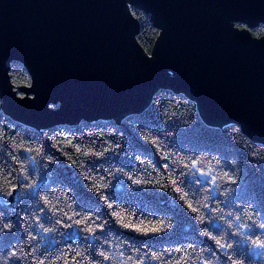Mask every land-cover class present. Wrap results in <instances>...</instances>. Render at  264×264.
<instances>
[{"label":"trees","instance_id":"trees-1","mask_svg":"<svg viewBox=\"0 0 264 264\" xmlns=\"http://www.w3.org/2000/svg\"><path fill=\"white\" fill-rule=\"evenodd\" d=\"M131 9L151 54L161 30ZM11 68L18 91L31 85L23 63ZM262 225L264 142L208 124L188 93L163 88L121 121L48 128L0 97V264H264Z\"/></svg>","mask_w":264,"mask_h":264},{"label":"water","instance_id":"water-1","mask_svg":"<svg viewBox=\"0 0 264 264\" xmlns=\"http://www.w3.org/2000/svg\"><path fill=\"white\" fill-rule=\"evenodd\" d=\"M136 4L161 30L151 54ZM261 24L264 0H0V97L16 120L48 128L121 121L170 88L208 124L264 142V36L251 32ZM15 61L32 78L19 91Z\"/></svg>","mask_w":264,"mask_h":264},{"label":"snow or ice","instance_id":"snow-or-ice-1","mask_svg":"<svg viewBox=\"0 0 264 264\" xmlns=\"http://www.w3.org/2000/svg\"><path fill=\"white\" fill-rule=\"evenodd\" d=\"M262 227H264V225H262ZM151 231H159L160 229H157V228H153V229H150ZM218 243H219V241H218ZM260 247H264V244H261V245H259ZM222 247H223V245H222Z\"/></svg>","mask_w":264,"mask_h":264}]
</instances>
